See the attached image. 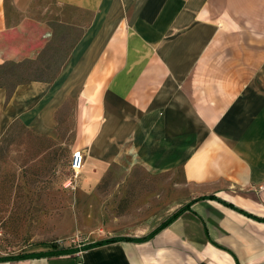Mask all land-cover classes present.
Here are the masks:
<instances>
[{"label": "crops", "instance_id": "obj_1", "mask_svg": "<svg viewBox=\"0 0 264 264\" xmlns=\"http://www.w3.org/2000/svg\"><path fill=\"white\" fill-rule=\"evenodd\" d=\"M55 23L83 33L52 83L0 88V138L53 135L73 100L83 189L130 155L189 197L85 245L117 242L0 264H264V0H0V66L38 59Z\"/></svg>", "mask_w": 264, "mask_h": 264}, {"label": "rangeland", "instance_id": "obj_2", "mask_svg": "<svg viewBox=\"0 0 264 264\" xmlns=\"http://www.w3.org/2000/svg\"><path fill=\"white\" fill-rule=\"evenodd\" d=\"M54 29L46 58L60 57L58 71L83 31L58 23ZM74 116L70 100L53 135L17 124L0 140V256L39 252L53 244L83 245L187 201L189 190L180 170L152 174L130 155L114 162L90 190L81 183L65 188L76 146Z\"/></svg>", "mask_w": 264, "mask_h": 264}, {"label": "trees", "instance_id": "obj_3", "mask_svg": "<svg viewBox=\"0 0 264 264\" xmlns=\"http://www.w3.org/2000/svg\"><path fill=\"white\" fill-rule=\"evenodd\" d=\"M53 42H51V44L42 52V54L36 60H26L20 63L9 62L0 66V71L7 70L2 76H0V88H4L7 91L8 99H10L13 96L15 90L21 85H25L32 82L52 83L57 79L60 72L62 71L68 60L70 59L71 54H69L67 61L57 71L56 69L60 63V57L58 58V56H54L53 58H46V53L52 47ZM19 69L22 71H18ZM10 82H13L14 84H11ZM6 83L10 85H7ZM17 124L24 126L23 124L17 122L13 124L8 131H10L12 127H14V125ZM1 139L2 138H0V140ZM202 199H206V198H202ZM189 208L190 206H185L181 208L178 212H176L173 216H171L167 222L163 223L153 233L139 240H148L152 238L160 230L169 226L174 220H176ZM119 240L120 238H110L102 241L93 242L91 244H86V245L84 244L81 247H83L82 250L86 251L94 247L111 244ZM51 248L52 250H50L49 252H32V253H22L17 255L0 256V262L21 260V259L41 257V256L44 257L71 256L79 251L78 250L79 247L77 246L63 247L57 244H53Z\"/></svg>", "mask_w": 264, "mask_h": 264}, {"label": "built area", "instance_id": "obj_4", "mask_svg": "<svg viewBox=\"0 0 264 264\" xmlns=\"http://www.w3.org/2000/svg\"><path fill=\"white\" fill-rule=\"evenodd\" d=\"M85 154L83 151L77 150L72 152L70 168L71 176L64 183L65 188H75L80 178L81 172L85 164Z\"/></svg>", "mask_w": 264, "mask_h": 264}]
</instances>
